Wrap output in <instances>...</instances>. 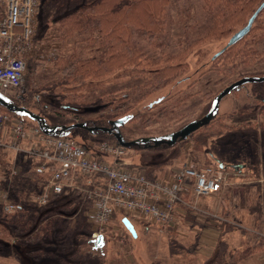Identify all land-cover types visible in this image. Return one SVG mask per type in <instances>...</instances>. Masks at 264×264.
<instances>
[{
	"label": "rangeland",
	"instance_id": "374dc122",
	"mask_svg": "<svg viewBox=\"0 0 264 264\" xmlns=\"http://www.w3.org/2000/svg\"><path fill=\"white\" fill-rule=\"evenodd\" d=\"M200 2L201 0H182L180 3L171 4L168 40L166 39L168 45L165 46L169 51H176L189 43L203 40L188 58L187 72L182 75L192 78L197 76L198 83L191 92L183 89L186 88L184 83L179 86L172 83L145 103L136 102L137 106L132 113H147L149 102L169 94L177 97L173 105L179 107V97L176 95L180 90H184L183 95L193 94V97L184 101L185 104L180 106V112L174 117V121H169L168 128L162 129L160 133H144L140 123H131L124 129L129 138L138 140L163 137L162 134L180 128V121L189 120L190 123L199 120L205 115V109H210L211 99L209 100L205 93L215 89L214 82L218 78L214 72L209 71L212 69L211 60L228 39H202L198 36L200 32L204 34L207 30V23L199 8ZM59 17L60 14L57 15L53 10L46 11V8L44 10L40 6L36 46L29 55L23 87L7 94L17 106H29L45 117L51 126L70 124L77 119L69 117L61 107L59 108L64 95H67V99L70 98L68 95L72 94L69 93L68 86L59 83L66 73L59 69L58 59L70 58L73 55L80 58L97 56L94 42L87 40L89 35L75 34L74 37H67L61 25L54 23V19ZM258 26H264V15ZM259 35L261 33H256L250 39H261ZM156 52L162 53V50ZM257 69L260 68L251 66L248 71ZM102 82L104 85L98 86L96 95L88 102L92 104L89 107L91 110L109 106L111 111L116 107V102L110 101V98L106 101L107 99L100 96L105 91L124 93L126 88L134 83L124 70L117 71ZM256 87L255 91L253 86H249V89L259 101L254 96L248 98L246 91L230 95L222 101L219 115L212 126L215 130H224L220 136L212 138L205 149L216 161L213 166L219 167L228 176L227 183L230 186L237 185L228 191L232 193L234 200V207L229 210L231 214L226 215L218 210L220 195L195 198L193 200L197 207H184L185 215L180 219L179 225L178 219L173 226L134 223L137 238H132L123 225L125 215L115 214L111 222L103 228L106 241L104 249L96 251L91 241L96 230L100 229L87 217L93 205L86 207L83 193L75 191L76 188L67 189L46 206L40 207L43 209L31 207L30 195L41 193L49 176L35 173L32 165L21 154L5 151L3 159L1 158L6 177L0 172V218L11 223L13 217L3 215L1 210L7 202L20 203L26 207L23 216H26L29 210L38 211L33 213V228L39 223L53 220L54 233L45 238L43 244L19 242L14 245L9 243L10 240L6 245L8 238L1 241L0 264H264V128L255 125L259 116L264 114V105L261 102L264 99V87ZM134 99H137L136 96L130 101ZM80 101L83 104L82 100ZM45 107H48V110H44ZM85 109L81 106L80 111ZM27 122V130L37 128V124H34L36 122ZM88 133L76 129L72 131L70 139L90 147L98 142L111 140L106 135L93 138ZM191 145L188 139L173 148L165 146L144 151L129 150L125 163L145 170L148 176L152 169H157L155 175L169 176L176 169L191 162ZM238 169L240 174L235 175ZM7 170L12 172L8 175ZM89 194L90 192L87 193L88 201ZM205 201L207 203L204 205ZM39 250L46 255L38 256L36 252ZM33 258L37 260L34 261Z\"/></svg>",
	"mask_w": 264,
	"mask_h": 264
},
{
	"label": "trees",
	"instance_id": "16d2710c",
	"mask_svg": "<svg viewBox=\"0 0 264 264\" xmlns=\"http://www.w3.org/2000/svg\"><path fill=\"white\" fill-rule=\"evenodd\" d=\"M181 1L40 0L42 9L45 10L46 8V11L53 10L57 15L60 14L58 19H54V23L61 25V29L67 37H74L75 34L89 35V39L87 40L93 41V45L97 48V56L92 58H80L73 55L70 58H59L57 61L59 69L64 70L66 73L59 83L68 86L69 93L72 94V96L68 95L70 98L67 99L65 98L67 95H64L59 108L61 107L69 117L77 118L75 122L63 125L71 126L81 123L86 124L89 128H106L114 121L131 117L130 121L121 128L124 138L129 142L134 140L129 138L124 132L128 124L140 123V128L144 133H160L162 129L170 126L169 121H174V117L180 112V106L185 104L184 101L193 97V94L183 95L184 90H180L176 95L179 97V107L175 104L173 105V101L177 97L169 94L160 96L151 103L149 102L147 104L148 112L145 114H135L132 113V110L137 106L136 102L145 103L151 96L167 89L172 83H176V86L184 83L183 85H186V88L183 89L186 92H191L192 88L198 83L199 77H182V75L187 72L188 58L195 47L200 45L203 40L192 44L189 43L187 44L188 46H182L176 51H169L168 48H165L168 45L169 8L171 4H177ZM262 4H264V0H201L199 8L203 12V17L207 23V30L204 34L200 32L198 36L202 37V39L212 37H217V39L222 37L227 38L226 44L218 52L220 53L226 47L230 38L248 24L249 19ZM263 15L264 10L257 18L248 36L242 41L227 48L225 52L215 59L213 58L216 54L213 56L211 60L212 69L209 71L214 72L218 78L214 82L215 89L205 93L208 99H211V103L219 93L237 81L244 78L264 77V26H258V22ZM256 33H261L259 35L261 39L251 40L250 38ZM158 50H162V53H157L156 51ZM251 66L260 69L248 71ZM120 70H124V73L135 84L131 83L124 93L118 94L117 91L108 93L105 91L100 96L107 99L106 101L110 98V101L116 102V107L114 106L111 111L108 109L109 106L91 110L89 107L92 104L88 102H91V99L96 95L98 86L104 85L102 82L104 79ZM249 86H253V90L255 91L256 86L264 87V83L245 85L239 90L234 91L231 95L246 91L247 97L250 98L254 95L251 93ZM134 96L137 99L131 102L130 100ZM255 99L259 101L258 97H255ZM80 100H82L83 104H81ZM97 100H100V98H97ZM261 102L264 105V99ZM81 106L86 109L80 111ZM24 107L38 114L29 108V106L27 107L26 105ZM208 109H205L204 114L208 112ZM44 110H48V107H45ZM0 113L7 114L12 118H20L1 106ZM259 117L255 125L259 128H264V114L262 113ZM43 118L47 121L45 117ZM21 119L32 123L27 118ZM215 121L188 138L192 144L190 151L192 160L190 164L194 168L200 169L212 166L216 162L205 150L209 141L214 137L220 136L224 130L223 128H220V130L213 129L212 124ZM29 122L27 123L30 124ZM188 122L189 120L180 121L182 124L180 128L167 134H162V136L176 132L186 126ZM34 124L36 125L37 123ZM36 127H38V124ZM88 134L93 138L99 135H106L111 139L110 143L118 144L113 136L103 132L99 131L94 134ZM151 149L157 148L140 146L130 150L144 151ZM5 151L8 152L7 150L0 149V172L4 177H6V173H3L5 171L2 169L1 162ZM30 164L33 171L38 174L36 170L37 163L30 162ZM132 168L143 170L137 167ZM7 171L9 175L11 170ZM155 171L157 169H152V173L149 172L150 176H147L151 179L159 178L158 175H155ZM7 178L9 179V176ZM95 182V177H81L75 185V191L79 190L83 193L87 208L92 204L91 201H88L87 193L92 191ZM16 205L18 208L14 213L7 214L4 207L1 210L3 215L12 216L11 220L13 221L9 223V220L5 221L0 218V245H2L1 241L7 238L5 241L6 245L11 242L14 245L19 242L43 244L44 239L54 233L53 220L39 223L37 227L33 228V213L38 211L29 210L26 213L27 215L23 216L22 214L26 210L25 205H20V203H16ZM31 207L43 209L40 208L41 206L34 204ZM131 237L134 238L133 236ZM41 252L43 251L39 250L36 254L38 256L46 255ZM33 259L34 261L37 260V258Z\"/></svg>",
	"mask_w": 264,
	"mask_h": 264
},
{
	"label": "built area",
	"instance_id": "2783aa9c",
	"mask_svg": "<svg viewBox=\"0 0 264 264\" xmlns=\"http://www.w3.org/2000/svg\"><path fill=\"white\" fill-rule=\"evenodd\" d=\"M39 8L40 0H0V92L6 96L23 87L29 55L36 46ZM26 126L25 120L0 113V149L21 154L29 163H37L39 174L49 176L44 190L30 195L29 202L44 207L75 188L81 177H95L89 194L93 207L87 217L100 229L94 233L97 236H104L103 228L115 214L137 223L173 226L180 206H196L187 198L214 196L227 180L217 166L197 169L190 163L169 176L151 179L144 170L125 163L128 149L119 144L98 142L90 147ZM17 208L11 202L4 205L8 214Z\"/></svg>",
	"mask_w": 264,
	"mask_h": 264
},
{
	"label": "water",
	"instance_id": "95a60500",
	"mask_svg": "<svg viewBox=\"0 0 264 264\" xmlns=\"http://www.w3.org/2000/svg\"><path fill=\"white\" fill-rule=\"evenodd\" d=\"M263 10H264V4H262L253 14V16L249 19L248 24L240 31H238L236 34H234L228 41L226 47L220 53L216 54L213 59H215L220 54L225 52L227 48L238 44L246 36H248L254 23L256 22L259 15L263 12ZM263 83H264V77L244 78L240 81H237L234 84L227 87L226 89H224L214 98L208 112L199 120L190 122L182 129L174 133H171L167 136L157 137V138H141L130 142L124 138L121 132V128H123L130 121L131 117H125L120 120L114 121L110 124V127H106V128H89L86 124H81V123H77L71 126H65V125L51 126L42 116L35 114L26 107L17 106L12 99H10L2 92H0V106L7 109L9 112L17 115L18 117L27 118L33 122H36L39 128L41 129V131L45 135L52 137H69L72 131L76 129H81V130H86L91 134L100 131L110 136H113L120 146L128 150L140 146H145L147 148H160L163 146H166L168 148H173L180 142L188 140V138H190L193 134H195L202 128L209 126L214 120H216L220 112V106L222 101L226 97L230 96L234 91L239 90L240 88L248 84H263ZM122 222L125 228L128 230V232L134 238H137L138 235L132 222L128 218H124ZM91 243L93 244V249L96 251L103 250L106 245L104 236H97V235H93V239Z\"/></svg>",
	"mask_w": 264,
	"mask_h": 264
},
{
	"label": "crops",
	"instance_id": "0c3cea01",
	"mask_svg": "<svg viewBox=\"0 0 264 264\" xmlns=\"http://www.w3.org/2000/svg\"><path fill=\"white\" fill-rule=\"evenodd\" d=\"M0 136L2 137V134H0ZM239 174H240V172H239V169H238V171H237V173L235 175H239ZM159 178H161V176H159ZM227 179H228V176H227ZM232 185H234V186H230V184H228L227 180H226V183H225V185L223 187V190L220 193L216 194L217 196L220 195V198H219L220 199V201H219V209L218 210L222 211L226 215L231 214L229 210H231L232 207H234V204L232 202V201H234L233 198H232L233 195H232V193H229L228 191H230L232 187H236L237 185H235V184H232ZM241 185L243 186L244 184H241ZM213 197H216V196L214 195ZM193 199H195V198H189L188 201L189 202H191V201L194 202ZM206 203H207V201L204 202V205ZM184 215H185V208L183 206H180L179 209H178V216H177L178 217V225H179L180 219L184 218ZM132 222L136 223L134 221H132ZM139 224H142V223H139Z\"/></svg>",
	"mask_w": 264,
	"mask_h": 264
},
{
	"label": "flooded vegetation",
	"instance_id": "af4514ba",
	"mask_svg": "<svg viewBox=\"0 0 264 264\" xmlns=\"http://www.w3.org/2000/svg\"><path fill=\"white\" fill-rule=\"evenodd\" d=\"M16 104V103H15ZM20 107H24V106H20ZM110 127V126H109Z\"/></svg>",
	"mask_w": 264,
	"mask_h": 264
}]
</instances>
